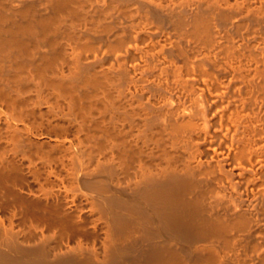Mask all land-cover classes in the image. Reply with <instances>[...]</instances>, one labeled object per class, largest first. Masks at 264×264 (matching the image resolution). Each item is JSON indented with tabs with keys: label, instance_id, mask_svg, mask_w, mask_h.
I'll return each instance as SVG.
<instances>
[{
	"label": "bare ground",
	"instance_id": "1",
	"mask_svg": "<svg viewBox=\"0 0 264 264\" xmlns=\"http://www.w3.org/2000/svg\"><path fill=\"white\" fill-rule=\"evenodd\" d=\"M0 264H264V0H0Z\"/></svg>",
	"mask_w": 264,
	"mask_h": 264
}]
</instances>
